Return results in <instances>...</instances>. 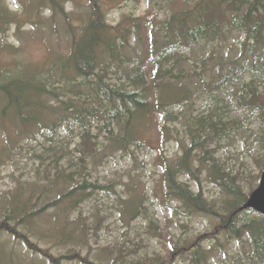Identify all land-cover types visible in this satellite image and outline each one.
Returning a JSON list of instances; mask_svg holds the SVG:
<instances>
[{"label": "trees", "instance_id": "trees-1", "mask_svg": "<svg viewBox=\"0 0 264 264\" xmlns=\"http://www.w3.org/2000/svg\"><path fill=\"white\" fill-rule=\"evenodd\" d=\"M108 2L89 0L85 20L76 24L60 0H42L54 12L53 17L66 19L72 41L67 56L30 76H12V69L0 71V98L18 119L17 129L31 132L35 128V139L44 137L34 153L35 177L20 183L6 198L0 218V264H167L161 254L130 258L128 251L111 244L100 245L95 254L91 241L98 232L80 210L94 194L113 189L95 174L101 156L131 154L134 146H145L137 126L144 115L153 112V105L156 111L161 109V94L168 80L160 76L173 73V65L166 66L177 59L169 51L188 48L200 40L214 44L230 30H239L244 34L240 57L231 63L227 74L206 83L207 90L228 83L241 85L234 93L238 106L247 108L264 126V94L259 92V86L264 85V0H182L187 7L161 21L159 37L148 48L157 101L150 93L147 65L132 66L129 49L135 32L142 29L141 22L128 16L113 25L107 19ZM12 16L9 6L0 0V33L13 22ZM128 20L135 21L133 29L122 25ZM246 73L254 76L248 83L241 80ZM201 123L200 128L199 124L191 128L192 143L184 144L181 157L161 154L158 158L163 193L177 201L173 210L185 219L202 213L212 223L217 221L213 238L217 237L218 244L223 245L220 236L241 244L232 255L234 264L244 260L264 264V215L242 209L251 191L244 192L230 173L220 174L215 152L200 133L212 140L218 122ZM194 148L200 151L195 153ZM206 154L214 180L226 182L221 204L207 198L202 188L194 190L180 179L181 173L196 178L194 161ZM137 214L147 215L133 206L130 216ZM169 241L174 253L188 257L190 264H201L213 251L206 249L204 235L181 236L176 241L170 237ZM222 251L228 255V248ZM28 253L41 260L28 257Z\"/></svg>", "mask_w": 264, "mask_h": 264}, {"label": "rangeland", "instance_id": "rangeland-1", "mask_svg": "<svg viewBox=\"0 0 264 264\" xmlns=\"http://www.w3.org/2000/svg\"><path fill=\"white\" fill-rule=\"evenodd\" d=\"M2 1L12 10L13 22L6 26L5 33H0V71L12 69V76H30L49 65L51 68L56 58L67 56L72 41L64 17H53L54 12L42 0ZM60 1L71 21L79 24L85 20L89 0ZM108 1L107 19L113 25L117 26L128 16L138 17L141 22L142 29L135 32L129 51L134 59L132 66L145 64L150 69L149 89L155 99L152 61L147 62L149 44L159 37L161 21L187 5L182 0ZM134 22L128 20L122 25L132 28ZM243 40L244 34L233 29L214 44L200 40L192 42L186 49L169 51L177 55V59L166 66L169 69L173 65V73L160 76L168 80L161 94V109L156 111L153 105V112L144 115L137 126L138 137L146 147L134 146L131 154L103 155L95 168L98 178L113 187L110 191L94 194L80 210L98 232L91 241L95 254L100 252V245L111 244L128 251L130 258L161 254L167 264H190L188 257L174 253L169 238L176 241L181 236L204 235L206 249L213 248V251L208 258L201 260V264H234L232 255L241 244L227 242L222 236L223 245L218 244L217 237L213 238L217 221L212 223L202 213L187 220L174 212L177 201L163 193L160 183L162 165L158 158L161 154L173 159L181 157L184 144L192 143L191 128L198 124L200 128L201 122L217 121L218 128L213 132L212 140L206 138L203 131L200 133L215 152L220 174L230 173L237 177V183L246 193L258 185L264 168V126L258 117L249 115L247 108L238 106L234 93L242 89L241 85L236 87V84L228 83L211 91L206 86V83L227 74L231 63L241 55ZM253 77L246 73L241 80L248 83ZM259 92L264 94V85L259 86ZM11 114L8 102L4 100L2 103L0 98V218L9 193L26 179L35 177L34 153L44 139L42 135L39 140L35 139V128L31 132L17 129L19 121ZM197 119L200 123H196ZM206 130L211 131L209 127ZM207 155L201 156L199 161L202 162L194 161L196 178L181 173L180 179L187 181L194 190L202 188L207 198H215L221 204L224 200L222 194H226V182L217 179L223 183L219 185L214 180L216 175L207 166ZM133 206H138L147 215L130 216ZM1 236L8 240L5 235ZM226 248L228 255L222 251ZM28 257L37 256L28 253ZM242 264L248 262L244 260Z\"/></svg>", "mask_w": 264, "mask_h": 264}, {"label": "water", "instance_id": "water-1", "mask_svg": "<svg viewBox=\"0 0 264 264\" xmlns=\"http://www.w3.org/2000/svg\"><path fill=\"white\" fill-rule=\"evenodd\" d=\"M245 208H253L259 213L264 214V170L259 186L252 192L248 201L243 206V209Z\"/></svg>", "mask_w": 264, "mask_h": 264}]
</instances>
